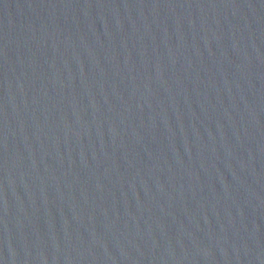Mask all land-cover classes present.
I'll use <instances>...</instances> for the list:
<instances>
[{
    "label": "water",
    "instance_id": "obj_1",
    "mask_svg": "<svg viewBox=\"0 0 264 264\" xmlns=\"http://www.w3.org/2000/svg\"><path fill=\"white\" fill-rule=\"evenodd\" d=\"M0 264H264V0H0Z\"/></svg>",
    "mask_w": 264,
    "mask_h": 264
}]
</instances>
